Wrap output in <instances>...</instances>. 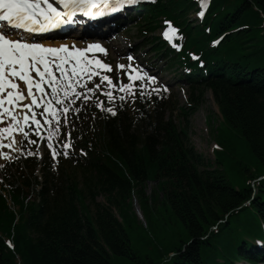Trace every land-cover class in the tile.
Here are the masks:
<instances>
[{"label":"trees","instance_id":"16d2710c","mask_svg":"<svg viewBox=\"0 0 264 264\" xmlns=\"http://www.w3.org/2000/svg\"><path fill=\"white\" fill-rule=\"evenodd\" d=\"M194 5L153 0L141 26L152 31L161 18L179 28L180 52L162 49L161 41L153 49L171 53L167 64L190 85L188 105L146 86L143 96L135 89L136 99L105 97L117 115L86 110L92 119L73 131L69 156L61 154L56 168L46 156L40 177L36 155L26 154L35 145L25 142L0 188V264H113L118 255L138 264H235L264 255L253 245L264 239V0H211L196 24L188 19ZM207 89L222 119L213 131V164L188 137L189 116ZM236 136L247 159L231 149ZM148 182L157 183L149 196ZM99 194L105 204L95 202ZM133 196L144 226L136 223ZM141 232L181 235L156 261L133 251L129 234Z\"/></svg>","mask_w":264,"mask_h":264},{"label":"snow or ice","instance_id":"6c2138e0","mask_svg":"<svg viewBox=\"0 0 264 264\" xmlns=\"http://www.w3.org/2000/svg\"><path fill=\"white\" fill-rule=\"evenodd\" d=\"M138 0H0V158L6 161L17 159L12 152L22 153L23 145H37V139L47 140V148L51 150V158L56 161L63 154L68 157L67 149L72 147L71 133L65 134L63 129L71 125L68 118L72 105L77 99L87 102L90 95L101 85L94 81L99 77L106 81L109 89L130 93L132 99L137 98L133 82L144 80L155 81L157 78L143 71L132 63H119L116 68L126 75L128 83H114V78L104 75L100 70L114 71L109 63L104 62L94 53L107 54L100 43H89L87 47L71 46L60 43L58 46L39 42L33 34L44 33L58 28L62 24L75 23L74 15L81 13L87 17H100L108 12H116L125 5H134ZM205 0H201L203 5ZM203 15V12L199 13ZM6 22V23H5ZM166 26L170 21H164ZM23 30L25 35L19 31ZM175 34L177 29L166 27ZM217 43L213 41V44ZM179 48V45H175ZM91 53V54H90ZM128 61L134 57L129 55ZM89 82L92 86H89ZM139 95H144V85H139ZM167 86L152 91H167ZM108 101L114 99V91H106ZM121 101L125 96H120ZM97 109H102L112 116L117 115L116 107H105L103 102H95ZM119 107H123L120 105ZM79 112L80 109H75ZM46 130L47 136L44 135ZM61 141L58 149L53 138ZM7 141V142H5ZM83 152V149H81ZM27 155H40L39 152L28 151ZM5 164H0V168ZM56 164H53V168Z\"/></svg>","mask_w":264,"mask_h":264},{"label":"rangeland","instance_id":"374dc122","mask_svg":"<svg viewBox=\"0 0 264 264\" xmlns=\"http://www.w3.org/2000/svg\"><path fill=\"white\" fill-rule=\"evenodd\" d=\"M188 19L190 22H194L196 24L198 22V13L194 11L188 12ZM138 22V21H137ZM145 22L142 19L139 23H132L130 25L129 30L124 33L125 35L123 38L118 37L116 40L109 38L108 41L111 44V41L115 42V45L119 47V51L116 54L113 52L112 48H110L109 44H105L103 46L107 50V54L103 53H94L104 62L109 63L114 71L108 70H100L102 74L109 75L110 77L114 78V83H128V78L126 75H121L122 71L116 68V65L119 63H123L125 65L132 63L134 66L138 65L143 71L148 72L150 75H154L157 79L155 81H151V88H162L163 86H167V91L160 92L162 94L163 99L165 97H170L176 100L178 106L186 107L188 105L187 98L190 93V87L187 85L183 80H178V72L179 69L176 66H171L169 68L163 67V61L158 58V54H155L152 51L151 46H153V42H150L151 38L158 37L160 35V27L155 29L153 33L145 32L144 30H139V25H143ZM103 26V25H102ZM104 27V26H103ZM128 27V26H126ZM121 28V27H120ZM115 32L110 33L112 37ZM147 38L149 40L147 41ZM104 41V39H101ZM88 42V41H87ZM107 43V41L105 40ZM87 47V44L86 46ZM134 57L133 61H128L127 54H130ZM144 61L145 63H142ZM148 68V69H147ZM96 83L101 85L100 89L94 90L93 93L90 95L93 99L88 100L87 102L83 101L82 99H77V102L72 105V112L71 115L68 117L71 121V125H66L64 127L65 134L69 131L74 130V128H80V125L84 121H90L84 114H81L82 110L85 107H89L93 100H99L102 90L108 91L109 88L107 86L106 81H101L99 77L93 78ZM143 82V81H142ZM89 86L91 87L92 84L89 82ZM152 89V90H153ZM155 93V92H154ZM158 94V93H156ZM195 95V94H194ZM85 102V103H84ZM87 104V106L85 105ZM79 108L80 111L76 112L75 109ZM177 114L178 109L173 112L174 122H177ZM81 119L83 120L81 122ZM221 116L217 109V105L214 101L212 93L210 90H206L203 93L202 101L199 103L197 109L191 113L189 116V128H188V137L190 140L191 145L194 147L195 151L200 153L205 161L209 163H214V153L213 149L215 147V140L213 136V131L222 126ZM47 136V135H45ZM235 137V136H234ZM233 137V138H234ZM66 138L68 136L66 135ZM53 140H57L56 137ZM7 142V141H5ZM231 149L234 150V155L236 159L244 158L247 159L249 156V151L246 143L242 141L241 138L237 137L232 140V144L230 143ZM3 151H11L8 149H0ZM36 152H39L40 155H37L38 162L44 163L45 155L49 154L48 163L53 166L56 164L58 166V158L56 161H53L51 158V150L47 148V140H40L35 148ZM13 156H20V153L12 152ZM0 164H5V167L0 168V187L4 186L5 179L11 176V165L13 164L12 161H6L3 158H0ZM55 167V168H56ZM38 168V167H37ZM36 174L39 176L40 172L35 171ZM77 180L80 181L81 177L78 173H76ZM156 182H148L145 186V195L149 196L152 192L156 191ZM161 199V195H160ZM95 202L105 204V198L103 195L99 194L95 197ZM86 203L89 206V210L93 212L94 205H92L89 200H86ZM132 211L136 217V223L139 225H145L146 221L142 215L140 210V206L138 201L136 200L135 196L132 197L130 200ZM159 202H157L158 205ZM10 205V203L8 202ZM152 204V211L155 212L156 207H153ZM156 210H160V205L157 207ZM115 214L117 215L116 211ZM153 214V213H152ZM118 216V215H117ZM157 232V230H155ZM150 233V232H149ZM148 232H141L140 234L132 233L129 234L130 243L132 245L133 251L142 257H150L153 260L158 261L159 258L162 256L165 248L169 245L170 242H177L181 234H149ZM113 264H138L136 261L131 259L128 256H113L112 257ZM238 264H246L245 262H239Z\"/></svg>","mask_w":264,"mask_h":264},{"label":"bare ground","instance_id":"6f19581e","mask_svg":"<svg viewBox=\"0 0 264 264\" xmlns=\"http://www.w3.org/2000/svg\"><path fill=\"white\" fill-rule=\"evenodd\" d=\"M102 11H104V17L105 19H101L100 21H96L94 23H91L89 25H85L84 29H83V35L86 31V28H88L87 30L90 31V35L89 37H95V38H88V40H84L83 38L81 39H64V40H55V41H42L44 44L46 45H50V46H58L60 43H65L68 45H72L73 43H75L76 46L78 47H85L86 44L88 45L89 43H100L102 46H105V44H109L110 48H112L113 52L116 54L117 51H119V47L115 45V42L111 41V44L108 42L110 39L107 40V43L102 41V38H105L107 35V32L110 30V26L112 25V21L109 18V13L107 11L106 8H103ZM104 27H103V26ZM128 27H125V29H128ZM104 29H107V32H104ZM123 30V29H122ZM114 31H110V33H112ZM88 41V42H87ZM91 54V53H90ZM182 80V79H180Z\"/></svg>","mask_w":264,"mask_h":264}]
</instances>
